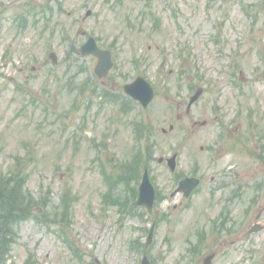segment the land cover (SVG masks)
<instances>
[{
    "label": "rangeland",
    "instance_id": "obj_1",
    "mask_svg": "<svg viewBox=\"0 0 264 264\" xmlns=\"http://www.w3.org/2000/svg\"><path fill=\"white\" fill-rule=\"evenodd\" d=\"M58 1L0 0V178L15 177L0 194V226L11 223L13 239L6 264H26L31 251L39 264H140L144 255L204 264L212 253L213 264H264V0H64L46 23L43 6ZM88 35L113 51L106 78L94 74L97 59L67 53ZM138 70L156 90L149 106L106 104L99 90L127 101L123 85ZM74 75L97 93L79 97ZM146 141L160 192L152 212L131 200L145 165L131 162ZM197 165L200 192L173 196L179 174ZM219 174L228 185L214 192ZM253 224L263 228L250 233Z\"/></svg>",
    "mask_w": 264,
    "mask_h": 264
},
{
    "label": "water",
    "instance_id": "obj_2",
    "mask_svg": "<svg viewBox=\"0 0 264 264\" xmlns=\"http://www.w3.org/2000/svg\"><path fill=\"white\" fill-rule=\"evenodd\" d=\"M82 48H83L81 50L82 53L87 54L89 52H92L93 54L100 57V64L98 66L100 69H103L104 72H107V70H109V68L111 67V55H110V52L108 50H101L96 45V43L93 39H91V41L89 43H87L86 45H84ZM99 68H98V70H99ZM135 84L137 85L138 82H136ZM135 84L127 85L126 90L129 93H131L133 96H136L137 98L141 99L143 104L145 106H147V104L153 98V95H154L153 89L143 79H141V84L139 85V88H135V87H137V86H135ZM144 87H146V88H144ZM172 160H174V159H170V161H172ZM197 184H198L197 181H195L192 186H195ZM190 189H188L187 192H189ZM154 198H155V191H154V188H153V186L149 180L148 174L146 173L144 180L142 182V185L140 187L139 199H138L136 204L146 205V206H148L149 209H151L153 206ZM143 264H150V261L148 260L147 257L144 258ZM207 264H211V258L208 259Z\"/></svg>",
    "mask_w": 264,
    "mask_h": 264
},
{
    "label": "trees",
    "instance_id": "obj_3",
    "mask_svg": "<svg viewBox=\"0 0 264 264\" xmlns=\"http://www.w3.org/2000/svg\"><path fill=\"white\" fill-rule=\"evenodd\" d=\"M0 194H2V190L0 191ZM0 231L3 233V237H4L5 236L4 224L0 226ZM8 254H9L8 246L5 244L3 238H1L0 239V264H6L7 259H8Z\"/></svg>",
    "mask_w": 264,
    "mask_h": 264
}]
</instances>
